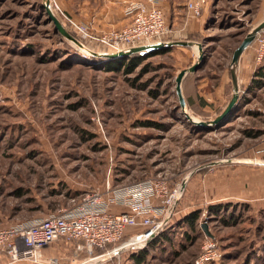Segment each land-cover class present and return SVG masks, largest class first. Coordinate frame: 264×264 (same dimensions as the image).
<instances>
[{
  "label": "rangeland",
  "instance_id": "obj_1",
  "mask_svg": "<svg viewBox=\"0 0 264 264\" xmlns=\"http://www.w3.org/2000/svg\"><path fill=\"white\" fill-rule=\"evenodd\" d=\"M54 1L94 34L103 32L74 18L68 0ZM263 21L264 0H207L199 17L182 6L163 40L191 44L147 55L126 74L106 69L109 59L91 57L56 31L44 0H0V228L72 207L107 180L116 187L163 177L170 187L181 184L182 196L166 224L170 240L149 246L145 264H189L201 251L203 223L221 248L212 264H264V207L232 203L206 212L203 194L219 159L243 156L264 138V86L252 85L254 70L244 74L239 60V98L225 119L195 122L226 108L234 95L233 52ZM74 38L89 51L113 50ZM255 45L256 38L243 53L253 50L258 60ZM198 61L181 81L182 107L177 75ZM203 205L199 231L187 230L182 216ZM121 247L95 250L110 251L98 264H135L136 249ZM77 256L75 264L89 258Z\"/></svg>",
  "mask_w": 264,
  "mask_h": 264
},
{
  "label": "built area",
  "instance_id": "obj_2",
  "mask_svg": "<svg viewBox=\"0 0 264 264\" xmlns=\"http://www.w3.org/2000/svg\"><path fill=\"white\" fill-rule=\"evenodd\" d=\"M160 0H135L126 8L131 22L119 29H109L97 35L87 24L67 16L63 8L54 0L47 6L57 16L66 17L71 30L81 36L96 39L109 46L112 52L132 46L164 41L168 31L165 12ZM207 0H187L189 15L199 17ZM257 59L264 58V35H256ZM80 41V40H79ZM81 42V41H80ZM77 48L90 53L83 42ZM264 114V109L262 110ZM257 152H264V144L257 146ZM104 189L97 188L84 194L82 200L69 208L38 217L8 228H0V251L11 260H28L34 263L53 262L46 258L44 251L53 242L65 239L76 241V252L89 255L86 262L102 257L107 260L108 252L96 254L95 250L126 247L144 248L166 226L174 213V208L182 196L181 184L170 187L166 178L155 177L134 183L113 187L109 180ZM127 237L123 242L122 239ZM217 241L208 234L201 251L193 264H209L221 258Z\"/></svg>",
  "mask_w": 264,
  "mask_h": 264
},
{
  "label": "crops",
  "instance_id": "obj_3",
  "mask_svg": "<svg viewBox=\"0 0 264 264\" xmlns=\"http://www.w3.org/2000/svg\"><path fill=\"white\" fill-rule=\"evenodd\" d=\"M135 0H68V8L72 16L82 22L88 23L92 30L97 32L109 30L110 28H122L128 25L132 18L126 13L127 6ZM166 15L167 24L171 20L179 18V11L182 6H186L187 0H160ZM245 51V50H244ZM241 68L244 74L247 70H256L263 61L256 60L253 50L243 53L240 58ZM258 61V62H257ZM239 64V66H240ZM243 74V76H244ZM244 80V79H243ZM240 103V102H239ZM238 103V105H240ZM264 119L263 114H258ZM264 129V124L263 127ZM264 144V138L259 141L257 146ZM221 162L218 161L219 168L216 172L210 173L204 184L203 194L207 205L217 202L250 203L254 206L264 207V152H246L240 157H227ZM204 206V205H203ZM76 243L63 239L53 242L45 251L46 258L57 259V264H75L79 255L76 252ZM69 259L61 261L62 256ZM108 256V255H107ZM103 256L88 262L92 264L101 263ZM28 260L13 261L5 253L0 252V264H26ZM78 262L76 264H84ZM31 264H53V262Z\"/></svg>",
  "mask_w": 264,
  "mask_h": 264
},
{
  "label": "water",
  "instance_id": "obj_4",
  "mask_svg": "<svg viewBox=\"0 0 264 264\" xmlns=\"http://www.w3.org/2000/svg\"><path fill=\"white\" fill-rule=\"evenodd\" d=\"M48 2H49V0H44L45 6L47 8V12L49 14V17L53 21V23L55 24L58 31L61 34H63L64 36H66L67 38L71 39L76 45L83 48L82 43L72 36V34L69 32V30L65 27V25L60 20V18L54 12H52V10L47 6ZM262 30H264V21L261 22L259 25H257L255 28H253L246 35V37L242 40V42L237 46V48L233 52V57H232V61H231V71H232V77H233V82H234V95L231 98V100L229 101L226 108L214 120H212V121L199 120V121H195L196 123H201L204 125L219 123L223 119H225L234 110L235 104L237 103V100L239 98V85H238V81H237L236 67L239 64L240 57H241L242 53L244 52V50L249 45H251V43L254 41L256 35L259 32H261ZM175 44L190 45L191 42L190 41H172V42L161 41V42H152V43H147V44H140V45L132 46L128 49L120 50L117 52H93V51H89V50L88 51L91 54L105 56L108 58H117V57H121L124 55H130L133 53L145 54L149 51H152V50L164 47V46L175 45ZM201 58H202V56H200V59ZM199 66H200V61L196 62L195 64H193L191 67H189L187 69L181 70L179 72V74L177 75V92H178V95L180 97V102H181L182 107H185V99H184V97L182 95V91H181V81L188 72L196 71L199 68ZM203 224H204L203 228H204L205 233L208 235H211L207 226L205 225L206 223H203Z\"/></svg>",
  "mask_w": 264,
  "mask_h": 264
},
{
  "label": "trees",
  "instance_id": "obj_5",
  "mask_svg": "<svg viewBox=\"0 0 264 264\" xmlns=\"http://www.w3.org/2000/svg\"><path fill=\"white\" fill-rule=\"evenodd\" d=\"M42 2H43V0H42ZM65 25L67 26V24H65ZM53 26H54V29L56 31H58L55 24ZM67 28L74 37L78 36L68 26H67ZM262 31H264V30H262ZM159 49L149 51L145 54L133 53L130 55H124V56H121V57H118L115 59L102 56V59H104V58L109 59L107 61V63L105 64L106 69L113 70V71H122V72L128 74V73L134 72L136 67L143 61V59L147 55H152V54L160 52V51H165V50L167 51L168 49H170V46H166L164 48H159ZM90 56L98 58V55H96V54H91ZM230 72H231V76H232V71H230ZM253 75L255 78H253L254 80H253L252 85H254L256 87H263L264 86V60H263V63L256 68ZM232 203L233 202H217V203L207 205L206 208L204 206H198L197 208L191 209L189 212L185 213L182 216L180 223L184 227H186L187 230H192V231L197 232V231H199V228H198L199 220L201 218V214H202V211L204 208L206 209V212L214 211L215 213H217L219 210H221L223 208L226 209V207H228V206H234V204H232ZM241 204L248 205L250 203H241ZM223 220L225 221V224H229L231 222V220L230 221L225 220V219H223ZM178 225L182 226L180 224H178ZM170 226L171 225H169V224L166 225L164 227V229L157 236H155L153 239H151L144 248H136V250L134 252L135 254H133V259H134L135 264H145L146 257L148 256L147 255L148 254L147 249L149 248V246L157 247L159 244H162L166 240H170V234H166L167 233L166 229H168ZM188 236H190V235L188 234ZM126 239H127V237L123 238L121 242L125 241ZM191 239H192V237H191ZM219 249H221L220 246H219ZM97 250L103 251L104 249L98 248ZM195 257L190 261L189 264L194 263ZM250 260H252V259H250ZM250 260L248 261V264H250ZM212 263H215V262H211L209 264H212Z\"/></svg>",
  "mask_w": 264,
  "mask_h": 264
},
{
  "label": "bare ground",
  "instance_id": "obj_6",
  "mask_svg": "<svg viewBox=\"0 0 264 264\" xmlns=\"http://www.w3.org/2000/svg\"><path fill=\"white\" fill-rule=\"evenodd\" d=\"M127 245H129V244L123 245V246L121 247V249H122L123 247L127 246Z\"/></svg>",
  "mask_w": 264,
  "mask_h": 264
}]
</instances>
